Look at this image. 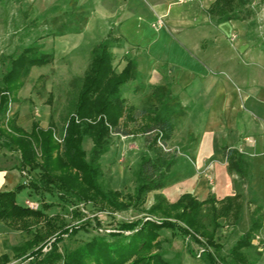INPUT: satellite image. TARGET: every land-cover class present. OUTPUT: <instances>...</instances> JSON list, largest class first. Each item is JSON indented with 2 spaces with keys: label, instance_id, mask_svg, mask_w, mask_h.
I'll return each mask as SVG.
<instances>
[{
  "label": "trees",
  "instance_id": "obj_1",
  "mask_svg": "<svg viewBox=\"0 0 264 264\" xmlns=\"http://www.w3.org/2000/svg\"><path fill=\"white\" fill-rule=\"evenodd\" d=\"M208 13L216 24L246 21L255 15L249 0H216ZM88 18L85 17L74 32L79 33ZM67 29L64 25L49 35L63 36ZM121 43L113 29L91 51L90 65L68 114L64 135L60 137L62 142L57 136L53 114L47 128L34 120L30 131L18 124V112L12 117L8 115L10 105L19 101L17 96L31 70L53 63L54 53L44 52L43 44H32L20 55L10 58L9 70L0 82V147L19 154L20 162L14 168L27 172L30 180L12 191L0 192V223L32 235L23 245L13 248L14 257L21 260L20 264H169L161 253L156 252L162 247L160 232L166 229L178 230L201 244L200 257L207 264H218V255L223 250V245L216 240L217 231L222 227L219 221L225 219L232 226L240 222L243 209L240 196L218 200L211 195L200 201L191 194H184L171 203L158 194L146 218L121 224L118 229L71 249L65 243L66 238L88 229L89 223L58 229L43 210L23 206L18 201V195L30 189L39 195L57 194L66 203L99 202L103 210L124 209L121 193L106 192L99 183L100 160L109 150L110 137L114 133L120 134L131 122L138 123L133 132L154 135L149 140V150L154 151L155 156L146 155L142 159L137 171L139 185L135 196L127 200L144 204L147 194L167 187L172 169L177 165L176 151H165L158 141L167 147L176 121L185 111L173 96L171 84L154 88L147 108L137 111L134 106L127 107L121 94L122 87L138 80L140 72L137 60L131 55L126 56L125 68L116 71L113 49L121 47ZM86 138L93 142L89 154L84 150ZM223 153L232 172L242 178L248 177L251 164L242 153L227 147L223 148ZM36 171L38 176L31 177L30 174ZM80 213L74 212L77 217ZM263 228L264 215L257 208L252 213L251 228L230 250V264H249L246 250L253 247L252 240ZM49 245L50 250L45 252ZM10 262L8 255L0 257V264Z\"/></svg>",
  "mask_w": 264,
  "mask_h": 264
},
{
  "label": "crops",
  "instance_id": "obj_2",
  "mask_svg": "<svg viewBox=\"0 0 264 264\" xmlns=\"http://www.w3.org/2000/svg\"><path fill=\"white\" fill-rule=\"evenodd\" d=\"M215 1L81 0L93 9L82 35L92 38L98 28L107 37L114 29L122 41L117 50L139 65L140 78L129 83L171 84L184 108L179 120L190 143L181 153L180 178L159 193L171 203L184 194L200 201L240 196L247 232L252 213L259 208L264 215V36L251 31V19L214 23L208 10ZM224 147L246 157L248 177L229 169ZM25 176L0 167V192L26 184ZM259 235L264 228L253 246Z\"/></svg>",
  "mask_w": 264,
  "mask_h": 264
},
{
  "label": "rangeland",
  "instance_id": "obj_3",
  "mask_svg": "<svg viewBox=\"0 0 264 264\" xmlns=\"http://www.w3.org/2000/svg\"><path fill=\"white\" fill-rule=\"evenodd\" d=\"M249 1L255 12L251 18V31L264 36V0ZM91 12L93 9L90 3L81 5V0H0V82L9 70L10 58L20 55L26 47L43 44L44 52L54 53L53 63L31 70L30 75L25 79L24 88L17 96L19 101L10 105L8 115L12 117L18 112L21 117L18 123L22 128L30 130L34 120H38L43 128H47L53 114L57 136L60 138L64 135L68 114L73 109L82 79L91 62V51L106 38L104 30L98 28L92 38L88 35L84 37L82 33L86 25L79 33L74 32L85 17L90 18ZM64 25L68 28L65 35L58 37L49 35ZM113 51L114 66L117 72H121L125 68L124 64L127 63L126 56L117 48ZM153 90L154 88L147 84L128 83L122 87L121 94L127 101V107L134 106L140 111L150 104L148 98ZM179 119L167 144V150L176 151L177 157V165L172 169L167 187L180 178V160L183 158L181 153L188 142L185 137L186 131ZM137 125L138 123L131 122L126 129L123 127L120 134L114 133L109 139L108 152L100 160L99 183L106 192L112 190L121 193L124 209L103 210L99 202L80 205L66 203L57 194L39 195L30 189L18 195L20 204L43 210L58 229L89 223L88 229L80 230L72 238H66L65 243L71 249L98 235L118 229L121 224L146 218L150 207L154 204L155 196L161 193L156 191L147 194L144 204L134 201L130 203L127 200L135 196L139 185L137 171L142 159L146 155L152 158L155 156L154 151L149 150V140L154 135L133 132ZM92 147V140L86 138L84 150L89 154ZM19 162L18 153H11L0 147V167L10 169L18 166ZM30 176L37 177L38 171L32 172ZM25 177L27 183L30 177ZM75 211L81 212L79 217L74 214ZM243 222L242 217L236 226L222 221L221 228L226 230L227 235L221 234V228L216 234V240L223 245V250L218 255V264H230V250L248 227V223L246 222L245 225ZM31 238L32 235L12 231L0 224V256L8 254L13 258L15 254L12 248L23 245ZM159 240L162 241V247L156 252L161 253L169 264H207L198 255L203 250L201 244L185 237L178 230L161 231ZM50 248L49 245L44 251L48 252ZM246 253L249 264H261L264 236L259 235L255 239L254 246L247 249ZM20 262V259L14 257L9 264H20Z\"/></svg>",
  "mask_w": 264,
  "mask_h": 264
},
{
  "label": "built area",
  "instance_id": "obj_4",
  "mask_svg": "<svg viewBox=\"0 0 264 264\" xmlns=\"http://www.w3.org/2000/svg\"><path fill=\"white\" fill-rule=\"evenodd\" d=\"M178 2H182V0H178ZM58 139H59V142H62V139H61V138H58ZM158 144H159L161 147H163L165 151H168V150H167V147H165V146L163 145V143L161 142V140L158 141ZM46 249H47V248H46ZM46 249H45V250H46ZM201 253H202V251H200V253H199V257L201 256Z\"/></svg>",
  "mask_w": 264,
  "mask_h": 264
}]
</instances>
